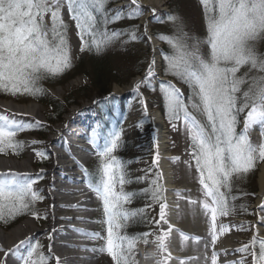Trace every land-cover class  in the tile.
Masks as SVG:
<instances>
[{
	"label": "snow or ice",
	"instance_id": "6c2138e0",
	"mask_svg": "<svg viewBox=\"0 0 264 264\" xmlns=\"http://www.w3.org/2000/svg\"><path fill=\"white\" fill-rule=\"evenodd\" d=\"M108 3L109 0H0V91L14 96H35L43 91L41 81L60 75L72 66L65 11L76 24L80 51H95L97 54L104 51L120 35L119 32H109L107 25L122 18L120 10L109 16ZM200 3L207 32L203 41L208 45L207 56L200 52L202 42L189 37L182 24L171 36L159 34V38L172 49L171 54L164 55L165 74L186 84L189 95L185 97L171 81H161L160 91L169 122L174 129L180 122L188 139L189 160L185 163L198 173L203 197L191 203L200 204L204 214L210 217L211 246L214 248L219 238L218 216H228L234 211L231 204L235 200L231 195L233 179L248 173L258 162H264V53L256 47L257 42L264 40V0H200ZM131 4L136 7L129 11L130 17L143 14L139 0H131ZM167 19L174 25L179 21L175 15H169ZM132 39H136L135 34ZM189 39L195 43L190 45ZM155 66L156 60L153 59L144 79L136 84L138 93L141 84L151 86L152 80L157 78ZM242 68L246 69L243 73ZM144 109L146 113V103ZM15 116L0 113V154L9 151L18 154L23 142L16 139L17 133L39 126V122L26 125ZM254 127L261 131L257 143L250 139ZM122 132L123 128L117 126L108 133L102 145L97 143L95 135L89 141L96 149L99 163L94 174L85 169L87 186L102 201L107 225L106 236L101 237L99 233L89 235L92 239L104 240L99 251L106 252L114 264H138L134 249L141 240L147 244L150 234L129 236L120 232L125 226L122 221L126 222L142 211L124 207L135 194L124 191V184L130 181L126 180L121 160L114 155L120 147ZM21 176L25 178L21 179ZM162 180L163 173H156L152 187L145 191H150L153 201L159 203L156 223L168 225L167 230L161 227L153 241L160 256L156 264H169L174 259L170 251L174 226L167 219V189ZM35 183V180L27 179L26 174L0 173V221L23 214L31 204L43 199L38 191L33 190ZM176 194L180 195L179 192ZM34 215L39 218L38 214ZM176 231L182 241L190 239L179 229ZM228 231V225L220 226L221 233ZM191 239L198 241L200 238ZM26 244L30 245L26 255L19 257L22 264H49L50 257L40 251L42 246L38 241L32 244L30 237L20 240L13 249L6 251V255L7 252L15 253ZM0 251L5 250L0 248ZM234 252L243 255L226 264H249L248 257H251V264H264V237H260L257 231L249 243ZM34 256L37 259L34 260ZM54 259L59 264L60 258ZM175 259L178 264H188L186 259ZM209 261L218 264L219 253L213 251L210 257L205 255V264ZM0 264L4 261L0 260Z\"/></svg>",
	"mask_w": 264,
	"mask_h": 264
},
{
	"label": "rangeland",
	"instance_id": "374dc122",
	"mask_svg": "<svg viewBox=\"0 0 264 264\" xmlns=\"http://www.w3.org/2000/svg\"><path fill=\"white\" fill-rule=\"evenodd\" d=\"M120 1L123 2V0ZM160 1L162 2L161 4H163V6L160 5L157 9H155L156 13L150 11L148 7L141 6L143 14L139 15L138 17L125 16V14H129V11L134 9L136 5L131 4L128 7L120 8L118 7L120 3H117L110 7L109 13H111L112 16L116 14L117 10H120L122 12V18L115 20L113 22L114 25H110L111 27L108 26L107 28L109 32H119L120 35L105 48L103 53V61L105 63L104 67L107 69L106 71L108 73H113L115 71L117 75L116 78L121 80H126L128 78L129 80L119 86L118 84H112L105 92L115 93L114 89L117 87L123 88L128 86L134 79L143 74L145 68L149 64L152 54L151 48L150 44L144 39V37H142L141 34L143 33L144 28L139 24L141 17L143 18L144 22L147 15L149 14H152V16L150 15L146 21L149 25L147 36L148 38L151 37L152 44L155 42L159 47V75L165 72L164 69L166 68V61L164 60V55L172 53V49L170 48L169 44L164 40H161L159 38V34L171 36L174 34L179 24L183 25L184 31L188 33L189 37L198 38L202 42L199 45L200 52L202 55L207 56L208 45L203 43L207 32L204 23L202 5L196 4L193 0H179L175 3H173V0ZM169 15H175L179 17V21L176 25L168 21L167 18ZM124 16L125 18H123ZM64 20L68 25V39L71 45L72 66L68 71L60 74L57 79H54L53 82H55V84H57L56 82H61V84L48 86L46 92L61 103H63L67 97V100H70V102L74 103L72 106H68L66 115L81 110L82 106L84 105L90 106L92 101L97 98L98 102L95 104V108L97 112L100 113L99 117L101 115L99 122L105 118L106 120L111 119L112 115L114 117L117 116L115 119L118 120L120 116L119 124L114 125L113 129L117 126L123 128L120 147L122 146L124 151L121 153L122 148L119 147L115 151L114 155L121 160L122 164L124 165L126 175H129L130 177V179L126 177V180L130 182L125 183L123 188L126 193H129L131 188H133L132 185L136 184L137 186L142 187L143 193H145L144 197L142 199L140 198L141 200L139 203L132 204L131 202H128L124 205V207L128 210H132L133 207H135V210H142L140 215L143 217L145 222L147 219L149 220L150 227V230L148 229L149 231L147 230L139 233H149L150 235L147 237V244H145L143 241L137 243V246L134 249V257L138 264H156L157 260L160 259V256L156 252V245L153 243V241L155 240V235L160 233L161 227L167 230L168 225L156 223V221L159 220V203L154 201L148 203L146 197L145 189H150L152 187V180L156 178V173L161 172L160 157L157 161V152L155 149L156 134L153 121L149 117L153 113L159 112L163 118V122L165 124L164 129H166L165 131L168 136L166 139L169 146L167 153L170 157L167 160L169 162L167 165L171 172H173L172 179L174 185L178 188L183 185L188 186L187 188L193 189L195 191L193 193L191 190L188 192L179 191L180 195L174 199V201H176L175 204L178 205L177 210L170 208L173 207V205H169L168 203L169 208L167 210V219L170 224L171 219L174 216L178 223L184 224V217L187 216L186 209H193L197 205L201 207L200 204L194 205L191 203V201H199L203 199L200 190L201 186L198 183V173L194 168L190 169L185 163L189 160L188 139L180 122H177L176 129H174L172 124L169 122L165 109L163 94L160 91V81L158 79L161 77L159 75H157L156 79L152 80L151 86L147 84H141L139 93L137 91L133 92V94L126 96L122 102L117 98L114 101V97L102 100V98H104L107 93H99V89L93 87L91 78L88 75L89 73L85 75V72H88L90 68V55L80 51L81 41L78 36V30L76 28L75 22L70 19L67 11L64 13ZM133 34H135L136 39H132ZM188 43L191 45L195 43V40L189 39ZM256 47L260 53H264V40L257 42ZM81 66H83V68ZM138 71L140 74L137 75ZM244 71H246V69L242 68L241 73ZM170 76L172 77H170V80L172 79L171 81H173L176 87L184 93L185 97H187L189 95V90H187L188 87H186V84H181L182 81H180L178 78L172 75ZM41 84L42 82L40 83L42 89H45L46 86ZM153 88L155 90H153ZM30 101L31 100L25 103H16L11 100L2 101L13 102L20 106H27L32 103L37 104L42 110V119L34 116L29 117L24 115L27 118L26 120L23 119L24 124L36 125L37 122H39V126L25 128L24 131L18 132L16 139L23 142L22 149L18 154L9 151L6 156H0V158L12 159L18 164L20 161H22L21 157H24V160L29 157L31 163L28 165L26 173H28L27 176L30 180L36 181V183L33 185V190L38 191L43 199L35 201L23 214L17 215V217H27V219L20 222V224L16 227L18 228L22 224L26 223V221H30L33 223L34 228L32 227V229L28 231V234L33 235L35 232L42 233L45 231V234H41V237H46L53 233V231L52 233L49 232L50 211H52V200L50 199V195L55 198L53 204L59 205L58 207H63V201H61V197L57 195V192L53 190L52 187H50L52 180L57 179V176L52 174L49 175L50 170L54 168L52 160L59 163L60 161L57 159V155L66 153V151H58L60 148L57 149V146L50 145L48 148L46 143L50 139L53 140L58 138L61 134L60 132L65 128L68 121L66 120V115H64V117L62 116V121H65L64 124H58L55 126L47 124L45 117L47 116V113L50 112V109L46 105L39 102ZM141 101L147 104L146 113L144 109V103ZM120 102L122 103L121 106ZM119 111H121V114ZM0 113L9 114L5 112L1 106ZM70 139L71 138L68 140ZM250 139L253 143L259 142L261 139V131L259 127H254L250 131ZM98 144H101L100 138H98ZM38 153H43V155H38ZM14 155H19L20 159H16ZM89 159L90 162L85 169L88 173H95L98 167L99 157L97 154H94L91 155ZM69 164L72 165L74 163L70 162ZM261 165L258 167L257 163L256 166L248 173L233 179L231 195L235 197V200L231 201V204L234 205V211H232L234 213L231 212L228 216H218L216 221V224L228 225L229 231L223 233L217 231L219 238L216 241L215 247L213 248L210 246V249L207 251L210 255L213 251H215L216 245L221 242L222 239H225L224 237H232L240 248L242 245L249 243L253 236L257 234V231L259 236L261 233H264V210H262L264 209V206H262V208L260 207L259 209H256L257 195L259 193L257 179ZM85 169L82 173V178L88 180ZM70 171L73 174L77 173V171L80 172L76 166ZM161 182L166 188L164 179ZM56 186L62 187L60 183H56ZM117 191H119V185H117ZM254 192L255 194L252 195ZM165 195L167 196V202H169L167 192ZM93 197L94 198L90 202L92 207L91 214L94 217H98L99 221L101 222V225L99 223V226H96L95 228V224H93V227L96 233H100V229L102 227L105 229L107 227L106 223H104L106 218L103 211V204H101L102 201L97 197L95 192H93ZM149 198L152 199L151 192L149 194ZM247 205H249V207L248 209H245ZM99 207L101 208V214ZM172 210H175V212H172ZM66 212H69L67 208L65 210L60 209L55 213L53 212V216L61 217L62 221L58 223V226H63L65 223L64 218ZM34 213L38 214L39 218H37V215H34ZM172 214L174 215L172 216ZM235 214L245 215L241 216ZM128 220L126 222H129ZM122 223L124 224L125 222L122 221ZM16 227L10 230H4L2 228L0 229L7 234ZM104 228H102L101 231L104 230ZM120 232L125 233L123 228L120 229ZM205 234L206 235L203 236L200 242L192 240L191 237L189 241H192L196 244H201L202 241L208 239L210 231H207ZM106 235L107 232L105 230V236ZM170 240V251L172 252L173 256V252L175 251V242L178 241L181 247V242L184 241H182V237L176 230L172 231ZM37 241L39 242V245L42 246L40 251L50 257L49 264H57L56 260L54 259V255L56 256V250H52L51 248V251L49 252L48 240L41 241V239L38 237L31 238L32 244ZM98 244H100L99 239H95L92 249H96V251L91 249L92 252H95L98 255V259L96 260L95 264H113V260L110 256H107L104 254V252L99 251L101 247L100 245L98 246ZM186 244H188V242H186ZM196 244L194 249H197L196 246L198 247ZM10 246L11 245H3L0 243V248H3L4 250L6 248H10ZM24 246L29 248L30 245L26 244ZM186 246L188 249L189 245ZM183 248L185 247H181V249ZM186 248L184 252H186ZM4 252L5 251H0V260H2ZM26 253L27 249L22 255H26ZM242 255V253L238 252H231L229 254V256H232L231 258L233 259H240ZM33 259L35 260L37 257L34 256ZM248 261L249 264H251V257H248ZM59 263H62V261H59ZM189 263L192 264L194 261L190 260L188 261V264ZM203 263H205V261H203ZM19 264H22L20 258ZM169 264H178V260L172 259L169 261Z\"/></svg>",
	"mask_w": 264,
	"mask_h": 264
},
{
	"label": "bare ground",
	"instance_id": "6f19581e",
	"mask_svg": "<svg viewBox=\"0 0 264 264\" xmlns=\"http://www.w3.org/2000/svg\"><path fill=\"white\" fill-rule=\"evenodd\" d=\"M123 2L125 4L126 2L131 4V0H123ZM139 2L142 7H148L149 10L157 9L162 3L160 0H139ZM145 23L146 21L144 20V24ZM148 28L149 26L146 25V29ZM146 32L148 33V30ZM143 36H144V39L150 44L151 53H152L150 62L153 59L156 60V66H155L156 73H159L160 69H159L158 44L155 42H153L152 44L151 39H149L145 34ZM147 68H148V65H147ZM146 70L144 74H146ZM141 79H142L141 76H139L136 79H134L128 86L123 87V88L117 87L116 89H114L115 93L118 95L117 99H120L119 96L123 99L126 96H129L130 94H128V92H131V94H133V92L136 90L137 82L141 81ZM0 106L5 112L9 113V115L16 114L15 118L22 122L24 121L23 120V117H25L24 115H27L29 117L34 116V117L42 119V114H41L42 110L37 104H34V103L29 104L27 106H20L13 102H1ZM81 110L82 112L77 111L75 113V116L70 122V124L67 125L60 132L61 134L58 138H55L53 140L50 139L46 143L48 148L50 147V145H52V146H58V147H61L62 149L67 150V157L65 155H60V154L57 155V159L60 161L59 163L52 160L54 168L51 169L49 173V175L52 174L54 176H57L56 180H52V184L50 187H52V189L57 192V195L61 197V201L63 200L65 196H68L69 194L74 193V192H70L69 190H66L67 187L65 186L68 183L72 185L84 183V179H79V176L76 173L73 174L70 171L72 170L73 167L78 166L77 161L74 160L75 158L73 159V154H76V153L83 154L84 152H86V154L87 153L90 154L92 152V150L88 151L86 149V147H88L87 144L89 143L88 138L86 137L79 138V134L87 135V136L90 135L91 139L93 138V135H95L97 139V143H98L99 128H98L96 112H94V110L91 109V107H86V108L84 107ZM150 118L153 121L154 130L156 134L155 135V138H156V148L155 149H156V152L159 153V157H160V165H161L160 169L162 170V173L165 178L164 179L165 185H166L167 194L169 197L168 203L169 205H173V207H170V208L177 210L178 205H176L175 204L176 201H174V199L178 196L176 193L179 191L188 192L189 190H191L193 193L195 191L193 189L187 188L188 186L183 185L180 188H178L174 185L173 179H172L173 172H171V170L169 169L167 165L169 164L167 160L170 157L167 153L169 146H168V141H166L167 137H165L167 136V134L165 135L166 131H164L165 129H164L163 119L159 115L158 112L153 113ZM71 128H74V130H72ZM66 138H77V139L79 138V140L73 142V141L67 140ZM93 149L95 150L94 147ZM92 153H94V151ZM70 162L74 164L70 165L69 164ZM30 163L31 161L29 160V157L25 160L20 161L18 164L12 159L0 158V173L11 171V172L19 173V174H26L27 179H29V177L27 176L28 173H26V171ZM24 178H25L24 176H21V179H24ZM56 183H60L62 187H57ZM257 183L259 186V193L257 195L256 209H259L261 207V204L262 203L264 204V163L260 167V172L258 175ZM50 199L52 200V211H50L49 232L52 233L53 231L51 235H48L46 237H41L42 236L41 234H45V231L42 233L35 232L33 235H29L28 231L32 229L33 223L30 221H26V223L22 224L18 228L16 227L15 229H13L7 234L3 230L0 229V243L3 245L4 244L10 245L11 243L13 244L15 243V245H17L20 240H24L29 237L30 238L38 237L41 239V241L48 240V244H49L48 247L52 248V250L57 249L60 244L59 240L61 238L63 239L65 236L74 232L72 229L69 228L71 224H73L72 222L74 221V218L72 216H67L64 218L65 223L63 224V226H58V223L62 221L61 217L53 216V212L55 213L56 211H59L60 209L61 210H65L66 208L69 209V207L67 206L58 207L59 205L53 204V201H55V198H53L52 195H50ZM91 201H92V198H89V200L86 202H91ZM74 205L77 207H80L81 209H84V208L87 209L89 207L86 203L79 202V201L75 202ZM175 210H172V212H175ZM186 210H187L186 211L187 216L184 217V224L178 223L175 219V216L172 217L171 225L174 226L173 229L174 230L179 229L180 231H183L185 234H187L189 237H199L200 238V237L205 236L206 235L205 233L207 231L208 232L210 231L211 225H210V217L204 214L202 206L200 207L197 205L193 209H186ZM173 215L174 214H172V216ZM216 225H217V231L220 232L221 225L220 224H216ZM260 237H264V233H261ZM224 238L225 239H222V241L219 242L215 248V251L219 253L218 264H226V262L228 261L238 260L235 258L234 259L231 258L232 256H229L231 252H234L235 249L239 248L237 242L232 237H224ZM210 240H211V235L209 234L208 239L202 241L201 244L200 243L196 244L189 240L186 241L188 242V244H186L185 241L181 242V247L184 246L186 248L187 247L186 245H189L188 249L186 248L187 249L186 252H184L185 248L181 249L180 243L176 241L174 244V249L176 252L175 251L173 252L174 260H176L175 259L176 257H179L181 259H186L188 261L193 260L194 263L192 264H205L203 263V261H205V255L207 254L208 257L211 256L207 252L211 246ZM195 244L198 245V247L196 246L197 249H194ZM205 245H208V247L206 248ZM66 246L69 247V244ZM22 249H23V246L19 250H17L15 253L12 252L11 256L12 257L18 256L21 253ZM69 249H72L75 252L72 251L70 256L66 257V259H70V260H66L65 258H63L62 264H95L96 260L98 259V255L95 252H93L92 254H87V252L89 253L90 251L88 250V248L79 247V246L76 247L73 245V246H70ZM225 250H227V255L225 254ZM188 258H197V259L189 260Z\"/></svg>",
	"mask_w": 264,
	"mask_h": 264
},
{
	"label": "trees",
	"instance_id": "16d2710c",
	"mask_svg": "<svg viewBox=\"0 0 264 264\" xmlns=\"http://www.w3.org/2000/svg\"><path fill=\"white\" fill-rule=\"evenodd\" d=\"M176 1H179V0H173V3H175ZM193 1L196 4H201L200 0H193ZM118 2H120V0H109V3L107 5L108 10L110 9V7H112L114 4H116ZM109 16L111 17L112 14L109 13ZM125 16H129V14H125ZM125 16L123 18H125ZM110 25H114L113 22L109 23L107 25V28H108V26L111 27ZM115 26H117V25H115ZM104 51L100 52L99 54H97L95 51H83V53L85 52V53H88L90 55V57H89L90 68H89L88 72H85V75H87L89 73L88 75L91 78V82H92L93 87L98 88L99 93L104 92V94H105V93H107L105 91H107L108 87L110 88V85H112V84L122 85V84L126 83L129 79L128 78L126 80L118 79V78H116L117 75H116L115 71L113 73H108L106 71L107 69H105V67H104L105 63L103 61L104 60L103 59ZM81 67L83 68V66H81ZM68 70L69 69L65 70L63 73H65ZM138 74H140L139 71H138L137 75ZM163 75L165 77H168V78L171 77L170 75H166L165 72L163 73ZM58 76L59 75L51 76V77L41 81L42 82L41 85L46 86V88L43 89V91L41 93H39L35 96L27 95V94H17L14 96V95L0 91V99L1 100H11V101H14L16 103H22V102L25 103V102L31 100V101H36V102H39L41 104H44L50 109V112H48L47 116H46L47 123L55 124L57 122H60L62 116L67 113L68 106H72L74 104V103L70 102V100H67L68 97L65 98V101L63 103H61L60 101L56 100L55 98L50 96L49 93L46 92V90L48 89V86H54V85L61 84V82H56L57 84H55V82H53L55 78L56 79L58 78ZM182 83L183 82H181V84ZM186 87H188V86L186 85ZM187 90H189V88ZM104 126H107V124H104ZM120 148H122V151H124L122 146ZM0 156H6V155L0 154ZM15 156L20 159L19 155H15ZM261 163H263V162H258V167L260 166ZM126 177H128V179H130L129 175H126ZM132 187L133 188H131L129 193H134L135 195H133L131 197L130 202L132 204H136V203H139V201L144 197L145 193H143V188L140 186H137L136 184H133ZM149 194H150V192L147 191L146 197H147L148 203L153 202V199L149 198ZM254 194H255V192L252 193V195H254ZM248 207H249V205H247L245 209H248ZM132 210H135V207H133ZM232 213H234V212H232ZM235 215L244 216L245 214L244 215L243 214H235ZM18 217L16 216L15 218L7 219L6 221H0V228H2L4 230H10V229L16 227L19 224V222H21L22 220L27 218V217H19V218ZM128 221L129 222L124 223L125 226L122 228H123L124 232L127 233V235H129V236L139 234L142 231H147L150 228L149 227V220L147 219V221L145 222L143 220V217L140 215V212L136 216L130 217V220H128ZM125 233H123V234H125ZM113 264H114V261H113Z\"/></svg>",
	"mask_w": 264,
	"mask_h": 264
},
{
	"label": "water",
	"instance_id": "95a60500",
	"mask_svg": "<svg viewBox=\"0 0 264 264\" xmlns=\"http://www.w3.org/2000/svg\"><path fill=\"white\" fill-rule=\"evenodd\" d=\"M145 35H147V32H145ZM144 77H145V74H143V77H142V79H144ZM141 79V80H142ZM159 81H167V80H165V79H158ZM111 95H113V96H115V93H112Z\"/></svg>",
	"mask_w": 264,
	"mask_h": 264
}]
</instances>
